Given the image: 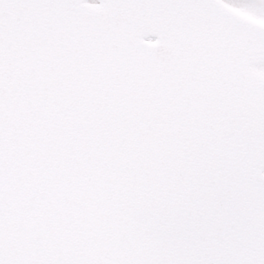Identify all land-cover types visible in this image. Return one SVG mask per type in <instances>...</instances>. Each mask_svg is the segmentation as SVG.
Listing matches in <instances>:
<instances>
[{
    "label": "snow or ice",
    "instance_id": "1",
    "mask_svg": "<svg viewBox=\"0 0 264 264\" xmlns=\"http://www.w3.org/2000/svg\"><path fill=\"white\" fill-rule=\"evenodd\" d=\"M0 264H264V0H0Z\"/></svg>",
    "mask_w": 264,
    "mask_h": 264
}]
</instances>
